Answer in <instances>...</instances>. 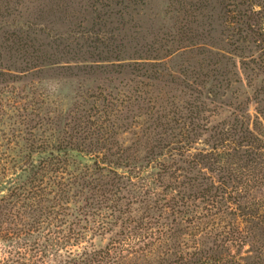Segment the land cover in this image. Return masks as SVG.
<instances>
[{
    "label": "rangeland",
    "instance_id": "374dc122",
    "mask_svg": "<svg viewBox=\"0 0 264 264\" xmlns=\"http://www.w3.org/2000/svg\"><path fill=\"white\" fill-rule=\"evenodd\" d=\"M255 3L0 0V264H88L130 234L161 239L156 258L192 250L204 210L188 179L209 173L177 151L231 147L236 106L254 112Z\"/></svg>",
    "mask_w": 264,
    "mask_h": 264
},
{
    "label": "trees",
    "instance_id": "16d2710c",
    "mask_svg": "<svg viewBox=\"0 0 264 264\" xmlns=\"http://www.w3.org/2000/svg\"><path fill=\"white\" fill-rule=\"evenodd\" d=\"M256 1L250 0L254 8L258 6ZM254 8L251 15L255 13ZM252 17L247 16V20L253 22ZM263 33V30L257 32L262 42ZM262 50L264 62V46ZM252 105L253 113L242 103L236 106L238 118L235 119L231 147H223V140L214 139L219 143L210 150L193 153L188 145L177 151V155L189 159L188 174H194L196 169L201 171V168L210 174L206 180L188 179V185L196 191L206 212L202 218L199 217L204 212L196 218L202 224L195 225L194 222L190 225L188 236L203 233L201 240L193 242L191 251L187 244L178 243L166 246L164 257L161 254L156 258L158 251L155 248L162 243L161 239L156 238L148 247L145 244L132 246L133 234H130L132 239L127 243L120 246L114 243L93 252L88 264H264V90ZM187 140L192 144L189 138ZM226 158L242 161L240 169L243 171L222 169L215 178V164ZM211 220L210 225L205 223Z\"/></svg>",
    "mask_w": 264,
    "mask_h": 264
}]
</instances>
